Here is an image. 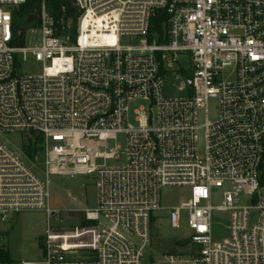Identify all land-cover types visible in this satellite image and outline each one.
<instances>
[{
    "label": "built area",
    "instance_id": "built-area-1",
    "mask_svg": "<svg viewBox=\"0 0 264 264\" xmlns=\"http://www.w3.org/2000/svg\"><path fill=\"white\" fill-rule=\"evenodd\" d=\"M26 2L0 0V133L26 141L0 142V264L24 212L47 230L41 261L21 264H146L166 188L189 191L167 218L187 249L152 264H264V0H77L75 43L41 0L40 39L19 48ZM30 55L42 69L23 75ZM79 175L96 208L52 226L50 178Z\"/></svg>",
    "mask_w": 264,
    "mask_h": 264
},
{
    "label": "rangeland",
    "instance_id": "rangeland-1",
    "mask_svg": "<svg viewBox=\"0 0 264 264\" xmlns=\"http://www.w3.org/2000/svg\"><path fill=\"white\" fill-rule=\"evenodd\" d=\"M40 39L36 35L28 39L26 46H33ZM178 58L185 66L188 57L179 54ZM42 65L31 55L22 62L19 70L23 75L39 74ZM140 104L134 106L138 107ZM39 138V146H41ZM0 142L13 151L21 153L25 144L23 134H1ZM122 144V141H119ZM124 160H120V163ZM112 165V163H108ZM189 194L187 189L166 188L161 192L162 212L155 213L152 225V245L146 264H152L161 255L181 253L186 251L185 239L189 235L186 226L181 230L171 228L167 220L169 209L184 201ZM97 206V191L93 176L79 175L75 177L52 176L50 178V209L54 211L51 219L52 226L70 228L78 225L85 211L95 209ZM224 225H228L224 222ZM220 228L219 226H216ZM47 230V216L43 212H24L10 217L4 227V243L6 245L9 262L6 264H21L22 262L41 261V240ZM181 243V244H178Z\"/></svg>",
    "mask_w": 264,
    "mask_h": 264
},
{
    "label": "trees",
    "instance_id": "trees-1",
    "mask_svg": "<svg viewBox=\"0 0 264 264\" xmlns=\"http://www.w3.org/2000/svg\"><path fill=\"white\" fill-rule=\"evenodd\" d=\"M48 11L59 18H64L65 24L60 27L59 36L69 38L70 42L75 43L78 36V19L82 11L77 6V0H46ZM41 0H27L26 4L19 7L13 14V45L24 47L27 43V35L30 30L36 29L40 23ZM163 33L162 26L154 21L151 34ZM28 141L25 146L26 153L31 156L32 145ZM180 244V243H178ZM2 258L9 262L8 253L3 251Z\"/></svg>",
    "mask_w": 264,
    "mask_h": 264
}]
</instances>
